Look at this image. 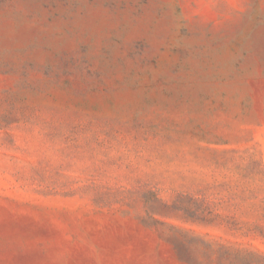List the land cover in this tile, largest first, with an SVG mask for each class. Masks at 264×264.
<instances>
[{
	"label": "rangeland",
	"instance_id": "1",
	"mask_svg": "<svg viewBox=\"0 0 264 264\" xmlns=\"http://www.w3.org/2000/svg\"><path fill=\"white\" fill-rule=\"evenodd\" d=\"M0 264H264V0H0Z\"/></svg>",
	"mask_w": 264,
	"mask_h": 264
}]
</instances>
